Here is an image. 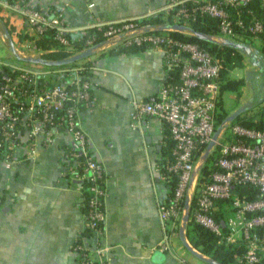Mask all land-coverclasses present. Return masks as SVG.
<instances>
[{"label":"built area","instance_id":"2783aa9c","mask_svg":"<svg viewBox=\"0 0 264 264\" xmlns=\"http://www.w3.org/2000/svg\"><path fill=\"white\" fill-rule=\"evenodd\" d=\"M249 1L170 0L159 22L109 21L97 25L99 33L83 31L80 39L82 50L152 47L161 51L166 73L154 98L135 100L130 112L133 127L145 117L158 119L169 141L164 159L153 166L159 179L174 183L168 198L158 204L161 219L173 223L187 209L188 221L209 229L222 242L242 244L244 250L237 256L242 264H264V125L216 120L226 60L218 52L223 39L247 45L258 39L264 46V0L261 11L245 20L240 7ZM0 4L23 17L33 36L21 43L18 53L33 50L42 56L73 47L60 8L50 9L42 0H0ZM202 15L218 20V32L209 34L213 46L174 34L195 35L190 22ZM49 27L54 28L52 41L41 47L36 40ZM55 69L61 77L53 83L37 70L0 69V157L9 166L16 150L25 147V156L34 158L39 146L53 142L55 130L70 133L73 146L63 150L62 159L73 178L91 181L92 191L85 212L88 233L73 247L77 264H110V245L102 240L105 171L91 154L79 121V107L90 101L91 80L76 69L69 73ZM263 108L264 99L249 107L251 112L242 114V119L252 115V121H259ZM246 185L256 190L254 197L239 191ZM219 211L220 221L214 216ZM168 248L167 242L161 245L162 250Z\"/></svg>","mask_w":264,"mask_h":264},{"label":"crops","instance_id":"0c3cea01","mask_svg":"<svg viewBox=\"0 0 264 264\" xmlns=\"http://www.w3.org/2000/svg\"><path fill=\"white\" fill-rule=\"evenodd\" d=\"M168 1L42 0V4L62 10L73 47L58 52L70 56L83 49L80 35L88 28L164 10ZM32 39L25 19L0 4V65L12 63L10 66L17 67L7 60L13 54L20 59L39 56L33 50L18 53L21 43ZM38 40L39 46H46ZM253 44L250 47L259 63L251 61V66L264 70L257 55L259 50L264 53V47L258 39ZM241 54L242 67L248 70L249 54L244 50ZM85 63L91 80L90 101L79 107V121L91 154L105 171L102 240L110 245V264H213L187 237V209L173 223L161 219L158 204L168 198L170 188L153 169L155 162L164 159L169 145L160 121L145 117L136 127L130 124L134 101L153 99L165 76L161 51L152 47L121 48L117 52L98 48L53 69L61 67L70 72ZM249 84L248 93L242 89L245 81L235 91L238 104L228 115L240 106L246 109L261 104L263 97L258 103L252 102L255 96ZM72 146L70 133L55 130L53 142L39 146L34 158L25 156V147L16 150L9 166L0 157V264H77L73 247L86 235V211L84 186L70 175L62 159L63 150ZM181 228L198 253L182 241ZM165 242L169 248L162 250ZM156 249L164 252L160 261L154 256Z\"/></svg>","mask_w":264,"mask_h":264},{"label":"trees","instance_id":"16d2710c","mask_svg":"<svg viewBox=\"0 0 264 264\" xmlns=\"http://www.w3.org/2000/svg\"><path fill=\"white\" fill-rule=\"evenodd\" d=\"M183 1L185 4H190V0H178ZM170 2V0L168 1ZM174 5L173 7H177L179 5ZM241 9V14L245 18V20H248L251 16L252 13L258 14L261 9H260V0H250L248 4L245 6L240 7ZM231 12L235 14L234 8H230ZM165 11H157L153 12L150 14L143 15L139 18H136L138 21H143V22H159L161 14ZM217 18L212 17L210 15H202L198 16L195 20H192L190 22V28L192 30L196 31H202L207 34H214L218 32V27H217ZM54 31L53 27H49L44 35L39 38L38 42L40 45L44 46L46 43L52 41L51 35ZM89 33H99V30L97 27H90L88 28ZM175 35L182 37L187 40L195 41L200 43L203 46H213L215 43H210L211 40L209 39H202L198 37L197 35H184L180 32H174ZM264 47V46H263ZM213 49V47H212ZM113 52H117L121 50L119 49H110ZM242 49H238L237 47H233L230 45L226 44H221L218 52L220 54H223L226 58L225 60V68L222 70L221 75L223 78V82L221 84V91L225 90H232V91H238L240 86L244 83V79L242 78H231L227 76V72L237 66H242V54H241ZM66 54H60L59 52H48L42 54V57L46 59H58V58H63L65 57ZM52 68L58 67L59 65H47ZM62 66V65H60ZM12 66L8 68L11 69ZM89 65L88 63H85L82 67L76 68V71L81 73L84 76L87 75ZM3 70H6L3 68ZM68 69H64V73H68ZM227 76V77H226ZM258 98L255 96L253 99V103H258L259 101L257 100ZM227 114V113H226ZM242 123H244L247 126H256V127H262L264 125V108L261 110V117L259 121H252L250 118H245L241 120ZM168 152V149L165 150V154ZM204 169L206 167L204 166ZM83 186H84V196H85V211H87L88 208V200L90 196L92 195V191L90 190L91 186V181L88 178H84L81 180ZM174 183L169 184L170 191L173 188ZM239 191L241 193H247L248 197L252 198L256 195V190L248 185L240 187ZM103 209H104V200H103ZM214 216L216 217L217 220H221L223 218V213L222 211L219 212H214ZM85 233H88V230L85 229ZM186 234H190L189 240L192 243V245L195 248H198L202 253L208 255L210 258L217 260L221 263L224 264H242L240 261H238L237 256L244 250V247L240 243H225L220 240V238L210 231L209 229L203 227L202 225L193 222L191 220L188 221L187 223V230ZM188 237V236H187ZM81 240V239H80Z\"/></svg>","mask_w":264,"mask_h":264},{"label":"rangeland","instance_id":"374dc122","mask_svg":"<svg viewBox=\"0 0 264 264\" xmlns=\"http://www.w3.org/2000/svg\"><path fill=\"white\" fill-rule=\"evenodd\" d=\"M162 14L164 15V12ZM71 43H73L72 40H71ZM210 43H212V41H210ZM251 45L254 46V44H251ZM61 48H65V47L62 46ZM257 55L260 59L261 65H263V68H264V53H263V51L259 50ZM247 57L248 58L246 61H247V65L249 67L248 70L245 67L237 66L232 71L229 70L227 72V76L228 77H230V76L243 77L244 81H245V85L242 88V89H244V93L249 92L248 84L250 83L249 85H250L251 92L253 93V95L256 96L257 98H260V97L264 98V94H263L264 89H262V87H264V70L261 68L256 70L257 69L256 66H251L250 55H247ZM7 60L13 61L15 63V65L16 64L18 65L17 67L33 69V70L39 71L41 73V78H43L46 81L51 82V83L58 81V78L61 77V75H60L61 72H59V70H54L53 68H52V70H50L51 69L50 66H47L43 63L32 62V61L20 59L15 54H13V56L9 57V59H7ZM10 65H12V63L1 64L0 69L2 70L3 68H5L6 70H8ZM66 65H69V64H64L63 66H66ZM237 104H238V97H237V93H235V91H228V90L223 91L220 95L219 107L217 108L216 120L221 121V120L225 119L226 116L228 115L226 113L230 112V110L233 109ZM248 109H249V107H247L246 109L241 111L234 119L229 121V124L242 120V114L245 113V111ZM216 127H217V125H216ZM187 236L189 239L190 234H188Z\"/></svg>","mask_w":264,"mask_h":264},{"label":"water","instance_id":"95a60500","mask_svg":"<svg viewBox=\"0 0 264 264\" xmlns=\"http://www.w3.org/2000/svg\"><path fill=\"white\" fill-rule=\"evenodd\" d=\"M174 27L179 28V29L187 28L183 24H174ZM193 32L195 33V35H197L198 37H200L202 39L211 40V36L209 34H207V33H204L202 31H196V30H193ZM222 43L244 50L246 53H248L250 55V59H251L253 64H258L259 63L258 59H256V53L251 50V47L249 45H247V44H245L243 42H237V41H233V40L227 39V38L223 39ZM11 44H12V42H11ZM92 51H93L92 47H88L87 49L79 51V52H77V53H75L73 55H70V56H67V57H63V58H58V59H46V58H44L42 56H25V57H23V59L27 60V61H32V62L43 63L45 65H64V64H68V63H71L73 61H76L78 59H81L83 57H86L89 54H91ZM244 109H245L244 106L238 107L232 113L227 115L226 120L234 119ZM219 129H220V127H218V129L216 130V132L214 134V138L216 137ZM212 144H213V141L209 144V146L212 145ZM187 217H188V211L184 215V220L187 219ZM180 233H181L182 241L189 247V249H191L195 253H198L188 244L187 240L185 239V235L183 233V228H181ZM154 256H155L156 260L160 261L164 257V252L161 251L160 249H156L155 252H154ZM208 261H210L213 264H224V263H221V262H219L217 260H214L212 258L208 259Z\"/></svg>","mask_w":264,"mask_h":264}]
</instances>
